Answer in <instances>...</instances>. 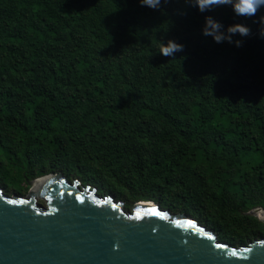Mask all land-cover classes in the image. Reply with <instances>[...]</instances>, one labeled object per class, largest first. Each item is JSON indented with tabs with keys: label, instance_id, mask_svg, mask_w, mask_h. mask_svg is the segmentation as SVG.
I'll list each match as a JSON object with an SVG mask.
<instances>
[{
	"label": "trees",
	"instance_id": "trees-1",
	"mask_svg": "<svg viewBox=\"0 0 264 264\" xmlns=\"http://www.w3.org/2000/svg\"><path fill=\"white\" fill-rule=\"evenodd\" d=\"M241 24L242 46L202 35ZM230 6L0 0V188L60 173L153 202L232 246L264 238V36ZM184 46L173 57L159 42Z\"/></svg>",
	"mask_w": 264,
	"mask_h": 264
},
{
	"label": "water",
	"instance_id": "water-1",
	"mask_svg": "<svg viewBox=\"0 0 264 264\" xmlns=\"http://www.w3.org/2000/svg\"><path fill=\"white\" fill-rule=\"evenodd\" d=\"M40 179L25 196L0 188V264H264V238L232 246L153 202L126 211L60 173ZM245 215L264 224V209Z\"/></svg>",
	"mask_w": 264,
	"mask_h": 264
},
{
	"label": "clouds",
	"instance_id": "clouds-1",
	"mask_svg": "<svg viewBox=\"0 0 264 264\" xmlns=\"http://www.w3.org/2000/svg\"><path fill=\"white\" fill-rule=\"evenodd\" d=\"M141 6H147L151 9H159L161 0H139ZM167 2V0H164ZM190 6L197 7L201 13L211 11L214 7L230 6L237 16L251 18L257 16L262 8H264V0H185ZM260 25V34L264 36V16H260L259 20L255 21ZM223 25L215 21L211 16L205 17V23L202 27V35L212 37L215 43L220 44L227 42L235 44L237 47L242 46V41H234L233 36L239 34L242 37H247L251 34L250 29L241 24L229 26L225 31L222 30ZM159 53L165 57H173L175 53L182 52L184 46L172 40L167 43L159 42Z\"/></svg>",
	"mask_w": 264,
	"mask_h": 264
},
{
	"label": "rangeland",
	"instance_id": "rangeland-1",
	"mask_svg": "<svg viewBox=\"0 0 264 264\" xmlns=\"http://www.w3.org/2000/svg\"><path fill=\"white\" fill-rule=\"evenodd\" d=\"M22 187H23V192L21 193L20 192V194H17V193H15V194H12V195H18V196H25V195H27L28 194V191H29V189H30V185H29V189H27V191H24V189H25V186H23L22 185ZM41 205H43L44 206V202L42 201V200H39L38 201ZM138 203H142V202H138ZM135 204H137V203H135ZM134 204V205H135ZM134 205H133V207H134ZM190 217V216H189ZM258 239H260V238H257L256 240H258Z\"/></svg>",
	"mask_w": 264,
	"mask_h": 264
},
{
	"label": "bare ground",
	"instance_id": "bare-ground-1",
	"mask_svg": "<svg viewBox=\"0 0 264 264\" xmlns=\"http://www.w3.org/2000/svg\"><path fill=\"white\" fill-rule=\"evenodd\" d=\"M41 182H42V179H36L33 183H32V185H31V189L32 190H36L37 189V187L41 184Z\"/></svg>",
	"mask_w": 264,
	"mask_h": 264
}]
</instances>
